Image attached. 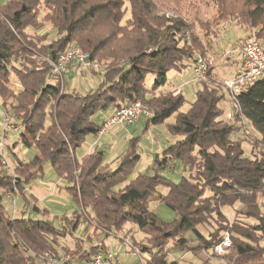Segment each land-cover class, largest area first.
<instances>
[{
  "label": "trees",
  "instance_id": "1",
  "mask_svg": "<svg viewBox=\"0 0 264 264\" xmlns=\"http://www.w3.org/2000/svg\"><path fill=\"white\" fill-rule=\"evenodd\" d=\"M216 1L219 18L236 17L240 25L253 28L251 36L264 46V0ZM47 23L56 32L48 44L49 33L38 34ZM189 29L183 18L158 12L154 0H8L0 6V98L15 116V128H22L19 142L37 151L28 162L17 159L15 175L0 162V264H51L46 257L62 252L71 261H89L98 246L84 248L74 233L89 228L90 222L100 236L136 225L148 241L135 242L141 253L150 255L144 264H167L170 247L188 248L187 231L199 240L192 248L196 252L212 250L220 242L228 230L222 206L231 207L234 218L232 254L219 264H264V79L239 96L245 123L238 115L233 120L225 117L224 91L204 80L189 110L181 112L186 102L182 92L162 87L169 70L184 69L191 58L194 66L195 54L204 50L196 35L188 43ZM71 45L100 62L104 78L96 89L66 91L65 78L61 81L47 60L33 54L39 50L54 61ZM211 71L213 65L208 75ZM149 74L156 76L151 87L146 86ZM134 100H141L152 113L145 118L147 127L176 114L169 132L181 139L158 154L154 163L159 170L179 161L190 170L188 176L175 182L159 173H140L129 180L140 158L134 138L117 169L98 145L77 159V150L101 127L95 115ZM248 124L258 134L251 141V156L245 155L244 140L235 139ZM16 144L8 146L12 152ZM47 162L67 182V191L80 208L61 226L37 204L33 209L43 218L31 217L33 201L27 197L25 209L14 217L4 204L14 187L16 195L24 194L26 185L42 176ZM161 185L169 188L166 194L158 191ZM206 191L210 195L205 196ZM154 198L176 212L173 222L151 210ZM213 214L218 226L206 237L199 226H206ZM68 237L74 239L73 245L64 243Z\"/></svg>",
  "mask_w": 264,
  "mask_h": 264
},
{
  "label": "rangeland",
  "instance_id": "2",
  "mask_svg": "<svg viewBox=\"0 0 264 264\" xmlns=\"http://www.w3.org/2000/svg\"><path fill=\"white\" fill-rule=\"evenodd\" d=\"M8 0H0V6L7 3ZM157 4V10L161 14H164L169 18H183L190 26V29L186 31L187 38L192 41V35H196L197 43L203 46L204 50H198L199 53L195 54V57L201 55L213 62V71L207 75L204 80L205 83H212L213 85L220 84L226 77H232L231 74L224 72V65L230 59H237L239 50L243 45L244 39H247L250 35L248 27L240 25L236 17L219 18V12L216 0H154ZM44 12V11H43ZM42 12V13H43ZM130 14L127 15V18ZM253 29V28H250ZM31 32V31H30ZM49 33V37L45 40L46 44L50 42V39L56 36V32L50 29V24H46L38 34L41 36L45 33ZM36 34L34 31L31 32ZM192 44V43H191ZM201 51V52H200ZM33 54L37 56L38 60L45 59L50 64V58L45 54L39 52V50H33ZM194 58L185 61L187 65L182 70L175 68L169 70L167 74V84L162 87L163 91H180L184 95L186 102L181 107V112H187L192 102L195 101L198 90L202 86V82L196 78V73L193 66ZM71 67V66H70ZM78 70L75 69L71 72L70 68L65 74V90L76 91L85 93L92 89H96L103 80V72L99 69L98 72H93L90 69L82 68L78 66ZM222 77V78H221ZM11 85H15L14 74L11 77ZM156 76L149 74L146 79V86L151 87L155 81ZM224 104V103H222ZM3 103L0 98V139L2 138L3 131ZM114 107L105 109L97 113L94 117L95 122L102 121V117L110 118L114 112ZM176 121V114L169 117L163 123L151 124L150 128L145 130L146 119H141L131 124H113L108 132L102 135L95 145L96 135H89L86 142L77 150V159L81 160L83 155L87 154L89 147L92 144L94 147L102 149L105 152L106 160L111 164L112 169H117L120 165L121 156L127 152L131 146V139H135V145L137 153L140 154V158L136 163L134 171L129 180L135 178L138 174L143 173L147 175H160L178 182L182 177L188 176L189 169L185 170L184 166L179 161H174L172 165L165 169L156 170L157 164L154 163V158L158 154H162L171 144L176 143L181 139L180 136L172 135L169 132V126ZM247 125V123H246ZM19 126L16 128L18 129ZM15 128L8 129L6 132V149L5 154L13 167L17 162V159L28 162L36 155L35 148H27L19 142V136L22 133V128L18 131ZM241 132L235 134V139H243V148L246 156H251L252 150V138L258 136L256 131L248 124L246 127H242ZM251 134V135H250ZM17 142L13 152L9 149ZM172 163V162H171ZM13 174L12 171H9ZM193 174H197L196 169H192ZM15 174V171H14ZM190 174V173H189ZM67 182L60 178L55 172L50 163L44 165V171L41 177L33 179L26 185L24 194H19L17 198V209H25L26 197L33 201L32 206L29 209V215L35 219H42L41 214H37L33 205L37 204L41 210H47L48 216L57 226L66 224L65 219L71 218L74 212H80L79 206L73 200L72 196L67 191ZM169 188L167 186H159L158 191L161 194H166ZM210 195L209 191L205 192V196ZM36 197V200L33 198ZM5 207L10 213L12 211L11 199L8 197L4 200ZM150 208L154 211L158 217L165 222H173L176 219V212L171 209L166 203L160 199L154 198L150 203ZM221 211L227 216L228 230L223 232V235L229 231L233 224L234 211L231 207L222 206ZM74 216V215H73ZM90 219V217H87ZM217 216L213 214L210 221L206 226H199L200 232L209 237L211 233H215L217 229ZM85 219V217H84ZM83 222V221H82ZM86 222V219L84 220ZM83 222V223H84ZM247 222L253 223L252 220ZM81 223V228L82 224ZM89 223V228L81 230L79 226V232H75L74 236H80L84 248L91 250L94 246H98V249L103 246V240L107 244L106 248L112 252L116 258L114 261H118L119 264H142L143 257L132 249V245L137 246L135 242L148 241L145 238L143 232H141L136 225L126 224L121 231L111 232L108 236H100L97 232L92 231L93 228ZM94 225V224H93ZM93 236V237H92ZM188 238V247H197L200 243L196 235L192 231L186 232ZM135 240V241H134ZM264 245V240L261 241ZM65 244L73 245L74 239L68 237L64 241ZM171 246V244H170ZM186 250V249H185ZM174 247H170L168 258L170 260H178V264H219L224 260L228 262L227 256L232 254V249L229 247L223 255L213 254L211 250L202 252H196L195 255L185 253ZM95 251V250H94ZM65 253L62 252V256ZM66 257V256H64ZM67 258V257H66ZM237 257H235L236 259Z\"/></svg>",
  "mask_w": 264,
  "mask_h": 264
},
{
  "label": "built area",
  "instance_id": "3",
  "mask_svg": "<svg viewBox=\"0 0 264 264\" xmlns=\"http://www.w3.org/2000/svg\"><path fill=\"white\" fill-rule=\"evenodd\" d=\"M188 43L190 44V38L188 37ZM241 57L240 63L236 69L235 74L232 77L223 79L220 84H217L222 88L225 93V102L229 105L225 108V117L229 120H233L236 115L239 116L242 123L246 122L241 111V105L239 103V96L244 89L252 85L254 82L260 79H264V46L253 36L247 38L239 50ZM51 61V60H50ZM76 63L82 68L99 69L101 64L97 60H92L87 52H84L80 47L71 45L66 48L54 61H51L52 72L63 81L65 74L69 70L71 64ZM213 62L201 55L197 56L194 64V71L196 78L199 80H205L210 66ZM152 115L150 110L141 100H134L130 104H126L120 108L115 109L110 118H105L101 127L96 134L95 145L98 143L100 137L108 132L113 124H131L144 118H149ZM16 118L7 109L3 108V131L4 134L0 139V162L4 168L8 171H12L14 174V167L5 154L6 149V132L8 129L15 128ZM14 183L16 178L14 177ZM17 188L9 191L7 197L11 199L12 215L16 214ZM231 246V235L227 231L221 238L220 242L214 245L212 248L213 254L223 255V253ZM132 249L141 253L139 248L134 244ZM147 258L150 257L148 253H143ZM112 252L104 253L102 247L92 256L89 261L75 262L71 261L64 256H47V260L51 264H107L109 259L114 258ZM144 264V258L142 261Z\"/></svg>",
  "mask_w": 264,
  "mask_h": 264
},
{
  "label": "crops",
  "instance_id": "4",
  "mask_svg": "<svg viewBox=\"0 0 264 264\" xmlns=\"http://www.w3.org/2000/svg\"><path fill=\"white\" fill-rule=\"evenodd\" d=\"M250 30V35H249V37L252 35V29H249ZM247 39H244V41H243V43L246 41ZM238 56H240V55H238ZM240 60H241V57H238L237 59H230L225 65H224V72L226 73V74H231V76H233L234 74H235V72H236V69H237V67H238V65H239V63H240ZM213 65V64H212ZM75 69L76 70H78V69H80V68H78V66H75V65H71V67H70V70H71V72H74L75 71ZM222 78V77H221ZM227 78V77H226ZM223 106L225 107V108H228L229 107V105L225 102V100L223 101ZM111 108V110H112V107H110ZM113 111H115V110H113ZM106 117H102V119L104 120ZM102 120V121H103ZM99 122H101V121H99ZM145 128L146 129H149L150 128V126L149 127H147V125H146V122H145ZM16 129V128H15ZM21 129V127L19 126V128L18 129H16V130H20ZM95 142V141H94ZM9 146V145H8ZM93 145L91 144L90 145V147H89V151L87 152V153H90L92 150H93ZM102 150V149H101ZM84 156V155H83ZM16 198H18V195H16ZM34 199H36V197H33ZM20 211L18 210L16 213H19ZM103 246H104V253H108V252H110L109 251V249H107L106 248V246H107V244L105 243V241L103 240ZM138 247V246H137ZM193 247H191V246H189L185 251H183V252H185V253H190V254H193V255H195L196 254V251H194L193 249H192ZM140 255L144 258V259H146L147 257H146V255L145 254H143V253H140ZM115 258H116V256H114V258H112V259H109L108 261H107V264H119V262L116 260V261H114L115 260ZM150 258V257H149ZM167 264H178V260H170L169 258H168V263Z\"/></svg>",
  "mask_w": 264,
  "mask_h": 264
}]
</instances>
